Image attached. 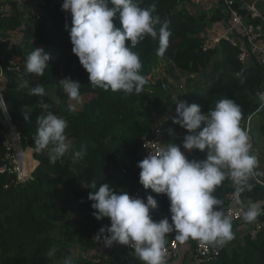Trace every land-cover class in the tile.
<instances>
[{"label":"trees","instance_id":"16d2710c","mask_svg":"<svg viewBox=\"0 0 264 264\" xmlns=\"http://www.w3.org/2000/svg\"><path fill=\"white\" fill-rule=\"evenodd\" d=\"M43 1L48 7L42 19L34 24L23 12H19L13 2L7 16L0 15V34L3 38L0 39V65H7L12 58L26 61L33 48H43L51 57L49 68L41 77L27 73L25 65H18V70L4 69L3 79H0L1 85L3 80L6 83L0 90V96L11 124L20 133L22 146L33 148L37 161L32 179L26 184L15 185L13 178L0 174V264H63L66 259L63 253H67L63 252V248L55 249V255L48 256L54 246L49 234L61 223L72 227L81 249H92L95 245L93 235L102 226H110V220L107 217L100 221L94 218L95 210L91 208L92 201L88 200L90 189L83 188L81 184L93 178L99 179L100 175L105 178L101 182H110L116 191L126 190L132 194L139 190L144 198L152 195L161 217H170L167 197L144 189L139 183L140 169L137 167V151L141 143L151 136L158 120L161 122V118L172 115L168 110L174 102L175 93L166 90L162 79L149 78L159 61H167L178 71L200 77L195 84L201 87L202 96L198 105L202 113L213 109L219 100L228 98L240 105L242 123L257 113H262L264 120V108L258 111V93L264 85V69L256 60L247 66L241 65L237 50L228 42L222 41L215 50L203 52V39L210 35L213 25L208 26L205 12L190 16L179 8L188 0H143L142 7L156 3V14L162 20L172 16L169 24L172 34L163 57L156 55L158 41L151 37H146L133 49L140 56L141 74L148 79V83L143 92L130 95L122 91H105L89 83L87 72L71 51L72 44L65 27H71L70 13L61 11L62 0ZM206 2L204 0L203 3ZM262 8L264 14V5ZM218 9L216 20L209 18L210 22L225 21L227 18L220 6ZM113 22L117 28L121 26L118 14ZM14 32L16 34L10 40ZM215 54L218 58L214 60ZM65 78L81 84L80 95L84 91L92 94L77 111L68 105L69 96L60 83ZM23 81H28L29 87L21 88ZM38 84L46 89L52 88L54 92L45 96L31 95V86ZM180 93L184 94L183 90L175 95ZM49 111L68 123L65 135L70 149L55 163H50L48 149L37 150L35 144L37 119ZM262 122L259 131L264 138ZM162 126L174 129L173 123ZM2 130H6V125L0 109V133ZM186 134L183 129L178 135ZM3 152L0 140V166ZM203 157L205 153L193 150L188 158ZM250 183L254 185L252 191H245L241 198L257 203L259 188L252 179ZM229 190V183L225 180L213 193L223 201L222 207ZM74 215L77 217L74 218ZM153 217L159 218L155 214ZM258 219L264 222V216ZM113 254L120 256H113L106 264H140V259L130 252ZM72 264L88 263L72 260ZM209 264H264V233L256 240L243 236L234 246L225 247L220 257Z\"/></svg>","mask_w":264,"mask_h":264},{"label":"clouds","instance_id":"9594fccd","mask_svg":"<svg viewBox=\"0 0 264 264\" xmlns=\"http://www.w3.org/2000/svg\"><path fill=\"white\" fill-rule=\"evenodd\" d=\"M142 3L143 0H62L61 11L71 16V27L65 25L71 51L93 86L105 91H122L125 95L143 92L148 79L141 74L142 62L133 49L151 37L158 41L156 55L163 57L172 33L170 21L156 14V3L147 7H142ZM117 14L119 28L113 22ZM50 58L43 48H33L26 58V72L43 76ZM60 83L71 100L80 101V83L70 78ZM20 87H29L28 81H23ZM30 94L49 93L38 84L31 86ZM258 96L264 108V93ZM178 97H173L176 115L172 123L188 133L182 145L162 144L137 163L143 188L167 197L170 219L152 218L150 211L158 206L152 195L140 198L126 190L116 191L110 182H101L105 179L103 175L81 184L90 189L88 200L92 201L94 218L110 220V226L98 230L97 242L106 248L114 243L134 246L135 255L143 264H165L166 238L171 233L181 243L194 238V241L199 239L219 246L235 238L232 218L225 215L223 201L213 195L226 179L235 186L233 203L245 222H254L264 215V205L241 198L242 193L254 187L250 180L259 161L251 151L248 131L241 127L240 105L233 99L223 98L213 109L202 113L198 104H189ZM0 102L4 103L2 96ZM37 123V150L48 149L49 161L55 163L70 149L65 135L68 123L50 111L38 117ZM193 150L205 153V158L189 159L185 153ZM55 251L50 249L48 256H54ZM63 264H72V259H64Z\"/></svg>","mask_w":264,"mask_h":264},{"label":"built area","instance_id":"2783aa9c","mask_svg":"<svg viewBox=\"0 0 264 264\" xmlns=\"http://www.w3.org/2000/svg\"><path fill=\"white\" fill-rule=\"evenodd\" d=\"M221 11L227 17L223 21L225 29L220 34L203 39L201 50L203 52H210L219 47L222 41L228 42L232 47L237 50L238 61L243 66H247L249 62L256 60L264 69V14L262 6L264 0H213ZM16 4L19 12H23L25 17L32 20V23L39 22L44 14L45 8L48 5L43 0H0V15L6 17L10 10L11 3ZM204 0H188L186 3L179 6L188 15L193 16L201 7ZM0 39L2 36L0 34ZM9 40V39H8ZM11 40V38H10ZM8 71L18 70V65L8 62L7 65H0V78L3 79V70ZM162 88L165 89L164 84ZM2 87L0 88V90ZM259 93H264V85ZM259 107L258 111L263 109L261 107L262 101L258 96ZM1 103V102H0ZM3 118L6 125V130L0 133V140L4 152L2 155V164L0 166V174L7 178H13L12 182L15 185L26 184L32 179V174L37 167L34 162L33 148L26 146L23 147L21 143V135L17 129L11 124L10 117L5 110H2ZM163 120V118H161ZM251 117H248L246 122H241V127L248 131L250 137L251 151L253 154L258 155V149L253 145L250 135L249 122ZM264 125V120H263ZM171 130V132H170ZM183 135H176L174 129L170 126L163 128L161 124H157L151 136L145 139L138 148L137 157L141 161L149 152H156L162 144H167L168 140L180 139L183 140ZM31 151V156L28 154ZM229 183L230 190L226 193L224 198V205L222 207L225 215L232 218L233 225L240 224L245 228V236L250 240H256L258 236L264 233V222L257 218L254 222H246L242 219L238 206H234L233 194L235 186L230 179H226ZM252 180L257 184V187L262 191L260 203L264 205V181L257 175L254 170ZM133 197L144 198L141 191H135L130 194ZM161 215L158 212V206L155 210L150 211V215ZM264 216V215H261ZM96 232L92 241L95 244V251L100 252L107 250L111 253L130 252L135 255L134 246L113 244L111 247H104L102 242H97ZM226 245V244H225ZM225 245L219 246L209 244L207 242L195 239L194 245L186 255L185 264H209L216 261ZM166 255L164 257L165 264L178 263L181 259L179 241L176 240V234L172 240L166 244ZM140 264L143 262L140 260Z\"/></svg>","mask_w":264,"mask_h":264},{"label":"rangeland","instance_id":"374dc122","mask_svg":"<svg viewBox=\"0 0 264 264\" xmlns=\"http://www.w3.org/2000/svg\"><path fill=\"white\" fill-rule=\"evenodd\" d=\"M207 6L206 7H201L197 10V13L199 12H205L206 14V22H209L208 26L211 27V25L215 26V28L220 29L221 28V24H224L222 20H220L219 22H215L209 21V18H214V20H216V16H217V12L216 10H219L217 7V4L213 1V0H208L207 1ZM204 8V9H203ZM263 10V8H262ZM215 23V24H213ZM209 27L207 28L208 30ZM16 34V32L11 34V40L13 39V36ZM218 55L215 54L213 56V59H217ZM15 65H19V66H24L25 65V60L23 59H16V58H12L10 59V61ZM152 75H155V79H159V78H163L162 82L165 84L166 86V90L168 92L171 93H175L176 90H184V94L181 95L178 94L179 96H181L182 100H186L189 104L195 103L198 104V102L200 101L199 97L202 96L201 93V87L197 84H195V82H197V80L200 79V77H196L195 75H190L188 73L185 72H179L178 74V70L175 69V67L167 62V61H159V64L155 67ZM150 78V77H149ZM153 78V77H152ZM1 79V78H0ZM153 80V79H152ZM168 81H170L171 85L168 84ZM5 81L3 80V85L0 84V88L3 86H5ZM2 87V88H3ZM48 91V93H53L54 90L52 88H47L46 89ZM92 96V94L90 92L84 91V93H82L80 95L81 99L79 102L71 100L69 98L68 100V105L70 106V108H72L73 110L77 111L78 109H81L83 104L85 102H87L90 97ZM175 108L176 105L174 104V102L172 103V106H170L169 108V114L171 113L172 115H170L171 117L165 118L163 117V120L160 122V120L157 121L158 124L164 125V124H170L172 122V118L175 117L176 112H175ZM263 120V115L262 113H257L255 114L250 122H249V126H250V135L251 137L255 135V128L257 127L256 125H259ZM174 129L176 131V135L179 134V131L183 130V128H181L179 125L173 124ZM178 132V133H177ZM258 137L257 140L255 141V143L253 142L254 146H258V148L261 151V156L258 155V165L255 168L256 171H259L263 176H264V140H259V135H257ZM252 137V139H253ZM170 140V139H169ZM182 141L180 139H173L168 141L167 143H175L177 145H182ZM24 147V146H23ZM182 151L183 148L181 149ZM188 157V156H187ZM261 157V159H260ZM77 217L76 215H74V218ZM154 220L158 221L160 220V218L157 217H152ZM162 219V218H161ZM170 219V217H169ZM246 223V222H244ZM236 226V227H235ZM244 225H233V232H234V236L235 238L233 240H231L230 242H228L225 247H228L229 245L232 247L234 246V244L238 243L239 240L245 236L244 230L245 228L243 227ZM244 229V230H243ZM49 236L53 239V243L54 246L53 248L58 249V248H63L62 250H65L63 252H67V253H63V256L65 258H71L72 260H83L88 264H106L107 261H109L110 259H112V257H118L120 255H110L108 257L109 252L106 251H102V252H95L94 255H91L94 251L91 249H87V252L83 251V249H81L77 243H76V239L73 233V229L72 227H70L69 225H66L64 223L59 224V228L55 229L53 231L50 232ZM224 247V248H225ZM105 255V257H104ZM103 256V257H102ZM61 262H55L54 264H60Z\"/></svg>","mask_w":264,"mask_h":264},{"label":"crops","instance_id":"0c3cea01","mask_svg":"<svg viewBox=\"0 0 264 264\" xmlns=\"http://www.w3.org/2000/svg\"><path fill=\"white\" fill-rule=\"evenodd\" d=\"M208 1V0H207ZM207 3V2H206ZM207 6V4H204V3H202V5H201V7H206ZM200 7V8H201ZM204 9V8H203ZM224 29H225V27L221 24V28L220 29H218V28H215V26H213V28H211V31H210V35L208 36H206V37H212V36H214V35H217L218 34V32L219 33H221V32H223L224 31ZM205 37V38H206ZM179 72H181V71H178V74H179ZM182 73V72H181ZM153 77V78H152ZM150 78H152L153 80H156L155 79V75H151L150 76ZM160 79H163V78H160ZM168 84H170L171 85V83H170V81H168ZM3 87V86H2ZM184 91V90H183ZM177 92H179V90H176L175 91V94L177 93ZM184 93V92H183ZM174 94V96H176ZM173 96V97H174ZM169 117H171V116H169ZM172 123V122H171ZM257 127L255 128V135H254V137H253V139H252V143L254 142L255 143V141L257 140V138L256 137H258L257 135H259V140H264V138L260 135V131H259V127H260V124L259 125H256ZM262 126H263V129H264V125H263V122H262ZM250 131H251V129H250ZM251 137V138H252ZM255 140V141H254ZM169 141V140H168ZM254 145V144H253ZM256 148L258 149V155H260L261 154V151H260V149L258 148V146H256ZM192 152V151H191ZM191 152H186L185 153V155L186 156H191ZM258 155H256V156H258ZM261 156V155H260ZM205 157H203V159H204ZM260 159H261V157H260ZM255 170V169H254ZM256 171V170H255ZM256 173H257V175L264 181V176L259 172V171H256ZM260 201L261 200H258V202L257 203H260ZM161 218H164V217H161ZM160 218V219H161ZM233 230H235V229H233ZM244 230V229H243ZM243 233H245V230H244V232ZM172 234H174V233H171V234H168V236H167V238H166V244L168 243V241H169V239L171 238V236H172ZM193 243H194V238H189L188 240H186L185 242H183V243H181V242H179V247H180V253H181V260H180V262L179 263H171V264H185L186 263V255H187V253L189 252V250H191V248H192V246H193ZM93 249L95 250V247H93ZM93 249H91V250H93ZM93 250V251H94ZM83 251H85V252H87V250H83ZM96 251H98V250H96ZM104 251H106V252H109V251H107V250H104ZM95 254V252H93L91 255H94ZM108 254V257L110 256V255H114L113 253H111V252H109V253H107ZM103 257V256H102ZM104 257H105V255H104Z\"/></svg>","mask_w":264,"mask_h":264},{"label":"water","instance_id":"95a60500","mask_svg":"<svg viewBox=\"0 0 264 264\" xmlns=\"http://www.w3.org/2000/svg\"><path fill=\"white\" fill-rule=\"evenodd\" d=\"M167 19L171 22V20H172V16H169ZM169 24H170V23H169ZM0 109H1V111H2V110H5V111H6V108H5V105H4L3 102L0 103ZM6 113H7V111H6ZM7 114H8V113H7ZM261 197H262V191L259 190V191H258L257 200H260Z\"/></svg>","mask_w":264,"mask_h":264},{"label":"bare ground","instance_id":"6f19581e","mask_svg":"<svg viewBox=\"0 0 264 264\" xmlns=\"http://www.w3.org/2000/svg\"><path fill=\"white\" fill-rule=\"evenodd\" d=\"M28 154L31 156V151L30 150H28ZM32 163H33V165H35L36 164V160H34V162H33V159H32Z\"/></svg>","mask_w":264,"mask_h":264}]
</instances>
